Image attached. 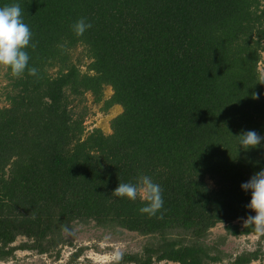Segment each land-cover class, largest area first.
<instances>
[{"label":"trees","instance_id":"obj_1","mask_svg":"<svg viewBox=\"0 0 264 264\" xmlns=\"http://www.w3.org/2000/svg\"><path fill=\"white\" fill-rule=\"evenodd\" d=\"M13 4L38 72L6 73L0 261L19 251L58 260L74 247L65 234L93 225L146 239L114 264L264 263V234L245 226L251 191L241 187L264 170V141L244 151L237 137L264 136V0H0ZM81 18L92 27L77 37ZM78 49L90 61L84 72ZM88 95L103 113L122 107L111 134L87 132ZM141 175L162 189L152 217L139 198L111 195ZM219 226L225 235L209 242ZM254 236L252 249L225 251L231 238Z\"/></svg>","mask_w":264,"mask_h":264},{"label":"clouds","instance_id":"obj_2","mask_svg":"<svg viewBox=\"0 0 264 264\" xmlns=\"http://www.w3.org/2000/svg\"><path fill=\"white\" fill-rule=\"evenodd\" d=\"M72 31L77 37L92 27L81 18L72 26ZM32 33L29 26L22 20V10L19 4L0 7V68L9 71L14 78H20L27 70L28 75H37L35 67L29 68V55L25 49L30 46ZM35 49L36 45L31 44ZM62 47V46H61ZM260 84H264V74H261ZM258 94H253V99H258ZM240 149L248 151L258 148L264 141V136L256 131H242L239 136ZM244 191H251V201L247 208L255 212L254 216H248L245 226L251 224L255 231L264 234V170L255 173L251 179L241 185ZM113 196L124 198L131 201L139 198L146 202V206L139 209L141 214L149 217L155 216L163 208L162 189L160 185L154 183L151 177L141 175L136 184L120 182L118 187L112 192ZM119 255L116 259L119 260Z\"/></svg>","mask_w":264,"mask_h":264},{"label":"rangeland","instance_id":"obj_3","mask_svg":"<svg viewBox=\"0 0 264 264\" xmlns=\"http://www.w3.org/2000/svg\"><path fill=\"white\" fill-rule=\"evenodd\" d=\"M83 55L82 49H78L74 53V61L80 58L83 59L80 67L84 72L86 71V67L90 61L84 58ZM259 70L261 74H264V61L260 63ZM56 71L57 69L53 70L52 74ZM6 73L7 71L0 68V109L7 105ZM112 95V89L106 88L104 98L109 99ZM85 104L90 108V113L85 123L87 132H91L94 129H101L106 135L111 134V121L119 116L123 112V109L120 106H115L107 113H103L101 111L102 104L93 105V98L90 95L87 96V101ZM210 185L213 186L212 183H210ZM65 235L67 240L73 242L74 247H70L69 245L63 247L61 250V258L58 260L56 259L55 255L39 256L27 251H19L16 253L15 257L9 261L0 262L1 264H68L72 252H74L78 247L85 248V252L75 264H114V262L118 261L116 259L117 255L121 257V254L124 252H139L146 240L135 233L124 231H107L96 228L93 225L76 226L73 232H67ZM222 235H225V230L223 226H219L212 230L208 241L213 242ZM257 240L258 237L255 236L248 238L243 237L240 239L231 238L225 247V251L232 254H239L241 251L252 249ZM20 243L21 240H19V242L15 245H19ZM254 264L264 263L261 262Z\"/></svg>","mask_w":264,"mask_h":264},{"label":"built area","instance_id":"obj_4","mask_svg":"<svg viewBox=\"0 0 264 264\" xmlns=\"http://www.w3.org/2000/svg\"><path fill=\"white\" fill-rule=\"evenodd\" d=\"M0 264H1V262H0Z\"/></svg>","mask_w":264,"mask_h":264},{"label":"crops","instance_id":"obj_5","mask_svg":"<svg viewBox=\"0 0 264 264\" xmlns=\"http://www.w3.org/2000/svg\"><path fill=\"white\" fill-rule=\"evenodd\" d=\"M122 108V107H121Z\"/></svg>","mask_w":264,"mask_h":264}]
</instances>
